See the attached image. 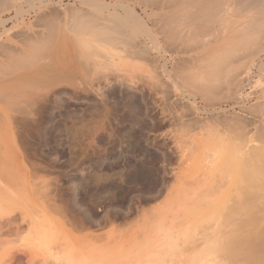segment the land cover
<instances>
[{
    "label": "rangeland",
    "instance_id": "1",
    "mask_svg": "<svg viewBox=\"0 0 264 264\" xmlns=\"http://www.w3.org/2000/svg\"><path fill=\"white\" fill-rule=\"evenodd\" d=\"M240 1H219L237 22L202 33L136 7L162 49L148 54L138 25L79 22L90 0L0 4V194L16 219L0 264H249L230 250L264 226V0Z\"/></svg>",
    "mask_w": 264,
    "mask_h": 264
},
{
    "label": "bare ground",
    "instance_id": "2",
    "mask_svg": "<svg viewBox=\"0 0 264 264\" xmlns=\"http://www.w3.org/2000/svg\"><path fill=\"white\" fill-rule=\"evenodd\" d=\"M6 1H9V2H13V3H17V2H19V1H21V0H1V2H0V4L1 3H5ZM220 1V0H219ZM219 1L218 0H90V7H89V10H87L84 14H82V15H80L79 17H78V21L79 22H81L82 20L84 21H82V24H86V23H88L87 24V26H89V24L91 23V24H93V26H90V27H96V26H94V23H92V22H95V21H97V24H98V22L99 21H102V22H105V24H106V22H107V24H109L112 28H109L110 26L108 25V27L106 28L105 27V29L104 30H109L110 29V31L112 32V30L111 29H113L114 30V27H116L117 26V28L119 29L120 27L122 28V27H128V28H133V26H135V25H138V28H135V29H139V33L140 34H142V35H144L145 37H146V39H147V41L149 42V44H151V46L150 45H147V43H144L143 42V45L142 46H140L142 43L140 42V45H138L137 47L139 48H137V52L138 51H140L139 52V54L140 53H149V50H151L150 49V47H152V49H153V51L155 50V51H157L158 53H160L159 52V50L161 49L160 48V46H159V44L157 43V36L156 35H154V33L152 32V30H150L144 23H143V21H142V19H140V18H138V14L136 13V7H141L142 5H143V7H145V9H146V7L147 6H150V7H147V8H151L152 9V11H154L153 12V14H154V16H155V18L156 19H154L155 21L154 22H157L158 23V25H159V28H160V31H162V29H165V31H166V29L167 28H170V27H178L179 25H181V24H184V23H186V24H194V23H196L197 21V24H195V25H197V26H195V28L197 27L198 29V31H197V33H199L201 30H202V26H200V24L201 23H203L204 24V22H208L210 25H212V23H217V24H219L220 23V25L222 24V22L224 23V22H228L229 24H232V23H230L231 21H233V23L234 22H237V21H234V17H232L231 16V10H232V8H230L229 10L226 8V6L229 8V6L225 3V8L224 7H222L223 5L222 4H220L219 3ZM223 1V0H222ZM229 1V0H228ZM239 1V0H238ZM245 2H252V0L251 1H247V0H244ZM8 2V3H9ZM232 2V1H231ZM241 2H243V0L242 1H240V2H238L239 4L241 3ZM11 3H9V5L11 4ZM236 3V2H235ZM237 3V4H238ZM252 3H255V2H252ZM238 4V5H239ZM2 5V4H1ZM222 5V6H221ZM234 5H236V4H234ZM253 5V4H252ZM264 4H262V6H263ZM14 6V5H13ZM241 6H242V4H241ZM243 6H245L244 5V3H243ZM261 6V8L263 9L264 7H262ZM239 7V6H238ZM10 8V7H9ZM18 8V7H17ZM246 8H250V6L248 5V7H246ZM144 9V8H143ZM243 8H241V10H242ZM17 10V9H16ZM15 10V11H16ZM142 10V9H141ZM260 12H261V10H260V8L258 9ZM258 10H256L255 9V11H256V14L255 15H262V13H258L257 11ZM264 10V9H263ZM262 10V11H263ZM143 11V10H142ZM144 12H145V10H144ZM230 12V13H229ZM234 12V10H232V13ZM238 14V13H237ZM254 14V13H253ZM151 15V14H150ZM263 16H264V13H263ZM234 18V19H233ZM249 18V17H248ZM257 18H258V16H257ZM237 20H238V18H237ZM85 21H88V22H85ZM200 21V22H199ZM204 21V22H203ZM242 22V21H241ZM112 23H113V25H112ZM198 23H199V25H198ZM4 24V23H3ZM90 24V25H91ZM96 24V25H97ZM99 24H102V23H99ZM156 25V24H155ZM202 25V24H201ZM86 26V27H87ZM102 26H103V24H102ZM187 26V25H186ZM204 26V25H203ZM219 27V26H218ZM221 27V26H220ZM219 27V28H220ZM174 29V28H173ZM193 29H194V27H193ZM6 30V29H5ZM99 30H100V28H99ZM103 30V29H102ZM106 30V31H107ZM129 30V29H128ZM101 31V30H100ZM105 31V32H106ZM159 31V32H160ZM203 31V30H202ZM202 31H201V33H202ZM108 32V31H107ZM106 32V33H107ZM135 32V31H134ZM167 32V31H166ZM196 32V31H195ZM194 32V33H195ZM100 33V32H99ZM103 33V32H102ZM196 33V34H197ZM200 33V34H201ZM105 34V33H104ZM117 34V33H116ZM158 34V33H157ZM163 34V33H162ZM216 34H217V32H216ZM98 37H99V34H96ZM103 35V34H102ZM102 35H100V36H102ZM105 35H107V34H105ZM104 35V36H105ZM109 35H114V33L112 34H109L108 33V35L107 36H109ZM198 36H200L199 34H197ZM196 35V36H197ZM202 35V34H201ZM203 35H205V34H203ZM207 35H210V34H207ZM215 35V34H214ZM97 37V38H98ZM109 37H111V36H109ZM113 37V36H112ZM94 38V37H93ZM96 38V37H95ZM94 38V39H95ZM101 38H103V36L101 37ZM100 38V39H101ZM208 38H209V36H208ZM211 38H213V35L211 36ZM104 40H102V42H104V41H106L107 39H109V38H107V39H105V38H103ZM145 39V40H146ZM217 39V38H216ZM215 39V40H216ZM97 40V39H96ZM206 39H204V41H205ZM209 40V39H208ZM139 41V40H138ZM142 41H144V39L142 40ZM146 41V42H147ZM203 40H199V42L201 43ZM203 41V42H204ZM101 42V41H100ZM209 42V41H208ZM124 43V42H123ZM210 43V42H209ZM206 44H207V42H206ZM81 45H85L84 46V48L88 45L87 43H85V42H83V44H81ZM124 45V44H123ZM201 45V44H200ZM88 47V49H89V46H87ZM135 47V46H134ZM141 47V48H140ZM210 47V46H209ZM135 48V49H136ZM127 49V48H126ZM210 49V48H209ZM98 50V49H97ZM96 50V51H97ZM101 50H103V52H104V50H105V48H101ZM100 50V51H101ZM211 50V49H210ZM89 52H90V50H88ZM152 51V50H151ZM150 51V52H151ZM152 51V52H153ZM160 51H162V49L160 50ZM214 51V50H213ZM133 52H134V50H133ZM136 52V53H137ZM212 52V51H211ZM211 52H209V54L211 53ZM143 53V54H144ZM214 53H215V51H214ZM138 54V53H137ZM97 55H98V53H97ZM208 56H210V55H208ZM100 57V56H99ZM102 58H103V56H101ZM215 57V56H214ZM211 58H213V57H211ZM214 59V58H213ZM212 59V61H210L211 59L209 58V61H210V63H208L209 65H211L212 63H214L213 65H211V67L209 66H207L206 65V67H208V68H212V66L213 67H215V65L217 64V62L215 61V62H213L214 60ZM216 60V59H215ZM95 64V63H94ZM85 67V66H84ZM87 67V66H86ZM205 67V66H204ZM205 67V68H206ZM87 69V68H86ZM207 70V69H206ZM213 70V69H212ZM211 70V71H212ZM215 70V69H214ZM238 71H239V68L238 67H233V68H231V70L227 73V76H226V82H224L225 83V89H226V91L227 92H229V90L233 87H235V80H237V78H238ZM59 72V71H58ZM61 72V71H60ZM59 72V73H60ZM216 71H214V73H215ZM58 73V74H59ZM62 74H64L65 72H61ZM61 73L58 75L57 74V76H54V78L56 77V78H59L60 79V76H61ZM199 73V72H198ZM198 73H197V75H198ZM241 73V72H240ZM208 74H210V76L208 75ZM207 75L209 76V77H207V75H206V78L208 79V78H212L211 77V73H208ZM54 75H56V73L54 74ZM63 76V75H62ZM65 76L67 77V75L65 74ZM65 76H63V78L65 77ZM214 76V75H213ZM241 76V75H240ZM65 77V78H66ZM201 77V76H200ZM204 77V79H205V76H203ZM65 78L64 79H62V80H65ZM216 77H214L213 79H215ZM58 79V80H59ZM61 79H60V81H62ZM224 80V81H225ZM51 81H54L55 82V80H51ZM199 81H200V79H199ZM201 81H203V83L205 82V80H201ZM214 81V80H213ZM50 83V82H49ZM48 83V84H49ZM231 91H232V89H231ZM230 91V92H231ZM30 99V98H29ZM27 101H28V99H27ZM29 101H33V100H29ZM29 103V102H28ZM44 106V105H43ZM43 109V108H42ZM239 163V162H238ZM244 164V163H243ZM240 165H242L241 163H240ZM248 165H246L245 166V164L243 165V166H240V167H238V168H241V169H239V173H241L242 171H244V169H245V167H246V169L248 168L247 167ZM244 169H243V168ZM252 168V167H251ZM250 168V169H251ZM256 168V167H255ZM254 168V169H255ZM245 169V170H246ZM253 171V169H251V172ZM256 172V173H255ZM255 172H253L255 175L257 174V172H259V170H257L256 169V171ZM241 174H243V172L241 173ZM254 174H253V176H254ZM143 175V174H142ZM244 175V174H243ZM252 176V177H253ZM132 177V176H131ZM247 178H248V176H247ZM249 179V178H248ZM253 179V178H252ZM251 180V179H250ZM248 181V180H247ZM250 182V181H249ZM55 209V208H54ZM60 209V208H59ZM58 209V210H59ZM12 212V213H11ZM10 213H11V215L9 214V200L7 199V196L6 195H3V194H0V227L1 228H3V229H5V230H7L8 232H9V230H8V228H9V225H10V223L11 224H15L14 223V221L16 220H13L12 219V217L11 216H13L12 214H14V211H11ZM58 212H60V210L58 211ZM248 212H251V211H248ZM248 212H246V216L247 215H249V216H247V217H250L249 219H248V222L250 223H252V220L255 222L256 220L254 219L256 216L255 215H253L254 213L252 212V215H250ZM248 213V214H247ZM61 214H62V218L61 219H59L58 220V222H59V225L61 226V228H65L66 227V225H67V220L65 219V217L63 216V213H62V211H61ZM253 216V217H252ZM255 216V217H254ZM11 217V218H10ZM247 217H246V219H247ZM262 219H264L263 217H262ZM261 218H259V220H262ZM23 221H24V219H22ZM26 220V219H25ZM39 220V219H38ZM21 222L22 224H20V226L18 225V226H16L15 228H16V232H18V231H20L21 230V226L23 225V223L24 222ZM36 221V220H35ZM253 222V223H254ZM256 223V222H255ZM254 223V224H255ZM25 224V223H24ZM32 224V223H31ZM69 224V223H68ZM254 224H250L252 227H255V225ZM32 227V226H31ZM262 227H264L263 225L260 227V229H263L262 231L264 232V228H262ZM1 228H0V230H1ZM33 228H34V240H36L37 241V245H38V242H39V244L41 245L42 243H43V241L46 239V237H47V235H48V233H47V235H46V232H45V228L43 227V225H42V223H39V222H37L35 225H33ZM255 229V228H254ZM253 229V230H254ZM260 229H257L259 232H257L256 233V231L254 232L252 229V231H249V232H247V230H245V232H246V234L244 235V238H243V240L241 239L242 238V236H239V237H241L240 239H239V241L241 240L242 242H243V245H245L244 247H240L239 245H238V243H239V241L238 240H236V242L235 241H233V244H231L232 245V248H231V250H230V254H231V257H234L235 259H236V257L238 256H240L241 257V255H242V257H244L245 258V260H247V262L249 263V264H264V258L263 259H261V255H264V237H262V236H264V233H261V230ZM244 233V232H243ZM9 234V233H8ZM242 234V233H241ZM262 236H261V235ZM33 237V236H32ZM255 237H259L258 239L259 240H261V245H260V243H259V246L258 247H256L257 245H258V243H256L257 245L255 246V244H254V241H253V239L252 238H255ZM261 237H262V239H261ZM237 238V237H236ZM236 238H234L233 237V239L235 240ZM238 239V238H237ZM256 239V238H255ZM34 240H32V241H34ZM253 242V243H252ZM234 245V246H233ZM6 251V250H5ZM7 252V251H6ZM228 252H229V249H228ZM3 253V252H2ZM5 254V253H4ZM260 254V256H258ZM17 255L18 256H21V255H25V253L23 252H21V251H16V252H14V254H12L11 255V259L10 258H8L10 261L11 260H13V262L14 261H16L18 264H21V260H20V258H18L17 259ZM6 256V255H5ZM8 256V255H7ZM10 257V256H9ZM237 257V258H238ZM8 261V260H7ZM4 262H6V260H4ZM2 264V263H1ZM10 264H12V263H10Z\"/></svg>",
    "mask_w": 264,
    "mask_h": 264
}]
</instances>
